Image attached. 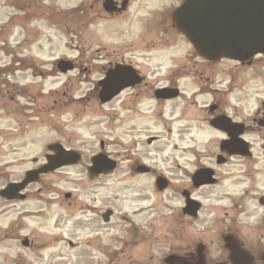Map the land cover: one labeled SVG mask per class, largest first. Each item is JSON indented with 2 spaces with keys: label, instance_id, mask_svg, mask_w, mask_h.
Here are the masks:
<instances>
[{
  "label": "rangeland",
  "instance_id": "obj_1",
  "mask_svg": "<svg viewBox=\"0 0 264 264\" xmlns=\"http://www.w3.org/2000/svg\"><path fill=\"white\" fill-rule=\"evenodd\" d=\"M102 2L0 0V189L43 164L50 143L82 157L77 166L46 174L30 185L25 201L0 198V237L7 231L13 237L25 235L32 244L25 251L14 241L0 244V262L12 264L4 256L16 262L25 255V264H163L181 239L170 219L182 204L174 194L183 184L180 179L212 162L224 137L203 121L204 107L219 102L241 120L264 103L261 69L254 74L228 60L206 68L173 29L166 12L182 0H131L114 17L103 12ZM59 60L72 61L76 68L62 74L55 67ZM122 61L155 88L176 85L180 98L168 103L146 99L127 117L121 97L99 104L96 82L109 65ZM152 137L154 142L147 144ZM244 139L252 153L263 155L264 131L254 129ZM100 143L118 167L108 177L90 178L87 166L101 151ZM135 163L166 177L171 189L159 193L151 176L133 175L129 167ZM256 170L253 167L252 177L260 187L256 197L264 196V164ZM249 171L246 163L237 161L217 168L218 185L195 197L211 198L202 201L204 208L214 206L218 212H202L195 223L185 224L189 235L180 247L218 240L222 225L209 226L253 181L246 176ZM66 193L71 199H64ZM257 206L250 201L244 209L260 216L264 209ZM106 209L113 211L107 224L101 220ZM130 220L139 231L135 246L125 244L133 237L124 233ZM255 223L241 219L238 229L251 235Z\"/></svg>",
  "mask_w": 264,
  "mask_h": 264
},
{
  "label": "flooded vegetation",
  "instance_id": "obj_2",
  "mask_svg": "<svg viewBox=\"0 0 264 264\" xmlns=\"http://www.w3.org/2000/svg\"><path fill=\"white\" fill-rule=\"evenodd\" d=\"M131 0H111L114 7H117V11L111 14V17H114L115 15H118L122 12H124L130 3ZM170 20V18H168ZM206 65V68H213L216 66L219 62H209L204 61ZM231 63H234V66L239 69L248 68L251 73H254L255 70H262L264 72V55H257L248 62H235V61H229ZM121 66L126 67L130 66L134 70V77L133 81H135V84H132L130 86L124 87L117 96H115L111 101H109L106 104L111 103L114 99L121 97V102L123 106V111L125 112L124 117H127L129 114H136V111L134 109H138L140 107L141 101H144L146 99L153 100L155 102H172L180 98L181 92L179 91L178 97L175 100L171 101H164V100H158L155 96V92L159 88H155L149 81L146 80V77L142 75L138 69H136L134 66H132L130 63H124L123 61L119 63ZM113 65H109L111 67ZM255 74V73H254ZM162 88L166 89H175L176 85H169L164 86ZM178 89V88H177ZM94 91H96L97 95V85L95 84ZM128 105V106H127ZM127 106V107H126ZM204 110L207 114V117L203 119V121L210 126L211 120L218 118V117H225L228 118L230 121V126L235 127L237 125L241 126V134H239L237 137H240L245 142L244 139L247 135V133L254 131V129L258 132L264 131V103L261 102L260 105H257L250 115L245 118L239 120V117H237L235 114L230 115L226 113L222 105L219 102H211L209 105L204 107ZM138 112V111H137ZM210 128L214 131H217L222 134L223 139L219 140V144L223 140H227L228 133L220 130L215 129L210 126ZM248 143V149L250 153H228V152H221L220 149L219 153H215L212 157V162L210 163H203L202 165L196 167V169L186 177H182L180 179V182L183 183L178 187V192H175V195H178V198H181V205L178 207L177 215L176 217L171 216V222L172 227L174 228L172 231L179 235L181 237L180 240L176 239V242H174L175 248H170V256H178L185 259V262L194 263L198 260L197 255V249L201 248V254H202V260L204 264H235L236 262H233V260L237 259L242 262V264H264V210L263 213L258 216V213L255 212L253 214L246 213V210L244 209V206L247 202L250 201H256L258 204V208L264 209V205L261 204V200L264 201V196L259 195L256 197V194L258 193L257 190L260 189L259 184L255 181L254 171L253 167H258L264 164V153L263 155L261 153H252V147ZM245 151V150H244ZM220 158V159H218ZM260 159H263V164H259L261 161ZM219 160L221 162H219ZM231 161H237L239 163L244 162L246 163V166L249 168V174L246 176L251 179L253 178V181H249L245 184V187H242L243 191L238 194V197L231 200L230 208L224 209V214L222 218H215L213 220V223L209 226V228H213L215 226L222 225V232L218 236V240L214 239L209 242V244H212V246H209L208 243H204L202 241L200 242H193L192 245L187 243L185 247H180V244L182 243L183 239H185L189 234V229L185 227V224L192 225L195 223L199 217L201 216L202 212L209 214H217L218 208L216 207H210V208H204V204L202 201H207L206 199H211L209 197H204L206 199L201 200L200 198L195 197V195H199V197H202L205 191L202 189H208L209 187H214L218 185L219 179H218V172L217 168L224 167ZM130 168V172L133 173V175L137 176H151L153 188L155 186V182L157 178L162 177L166 179L161 174H156V171L153 168L146 167L143 168L138 163L132 165ZM200 168H208L212 171V179L215 180L213 184H203L199 186H195L192 182V176L193 174ZM257 170L255 173H257ZM25 174V172H24ZM111 174L108 175H101L96 177H90V178H102V177H108ZM167 181V187L164 190H156L159 193L166 192L171 189L172 185L171 182L166 179ZM151 185V184H150ZM200 192V193H199ZM199 193V194H198ZM24 197H25V189L23 191ZM175 199V197L173 198ZM25 201V198L24 200ZM188 201H195L197 202V209L194 214H190V211L187 207ZM12 202H18V201H12ZM262 205V206H261ZM256 210V209H254ZM257 211V210H256ZM257 213V214H256ZM25 214V213H24ZM241 219L244 220H256V223L253 225L252 234L251 235H245L243 232H241L238 228L241 225ZM138 227V226H137ZM135 222L130 220L126 227V232L124 230V233H126L128 236L133 235V237L130 239L129 242H125L126 245L131 246L130 244H133L132 246H135L137 244L136 237H138V229H137ZM189 227V226H188ZM183 230H185L183 232ZM4 233L0 237V244L3 243H12V241L16 242L18 244V247H20L22 250L25 251V235H17L12 236V233L4 231ZM203 233H206L203 232ZM130 234V235H129ZM142 234L143 236V232ZM207 234H211L210 231ZM217 234V233H216ZM29 242V241H28ZM236 243L235 251L231 252L228 247L232 244ZM32 247V244L29 242V247ZM182 249L183 251H179ZM4 259H9L12 264H25V255H19L16 258V262L11 260L10 256H4ZM162 263L166 264L165 261L162 259ZM0 264H10L6 261H1ZM138 264H152L151 262H142Z\"/></svg>",
  "mask_w": 264,
  "mask_h": 264
},
{
  "label": "water",
  "instance_id": "obj_3",
  "mask_svg": "<svg viewBox=\"0 0 264 264\" xmlns=\"http://www.w3.org/2000/svg\"><path fill=\"white\" fill-rule=\"evenodd\" d=\"M106 12L112 13L113 7L110 1L103 4ZM173 27L190 42L197 55L209 61L230 59L240 62L248 61L256 54H264V0H185L172 14ZM57 68L65 73L73 69L70 62L59 61ZM134 72L130 67L116 66L108 70L105 78L98 84L101 87L99 98L101 103L108 102L124 87L134 84ZM177 95V91L160 89L155 93L158 99H171ZM225 118L212 121V125L228 133L229 140L221 144L223 151L234 153H247L244 151L243 141L237 138L241 134V128L229 125ZM151 142V140H149ZM48 150L54 154L46 156V165L36 171L27 172L22 183H11L0 191V196L7 199H22L19 191L32 182H36L39 175L52 172L64 166H72L80 161V155L74 151H67L59 144H51ZM219 162H221L219 160ZM92 166L88 169L90 175L106 174L112 171L116 164L104 155L99 154L91 159ZM210 170H199L193 177L195 186L210 184ZM158 189L165 188L164 180L157 182ZM69 195H66L68 198ZM264 204L263 201H261ZM192 211L196 207L188 205ZM111 212H106L102 218L108 221ZM25 245L27 243L25 242ZM236 243L228 247L235 251ZM198 260L194 263L185 262L178 256H170L165 259L166 264H204L201 248L197 249ZM235 264H242L235 259Z\"/></svg>",
  "mask_w": 264,
  "mask_h": 264
}]
</instances>
